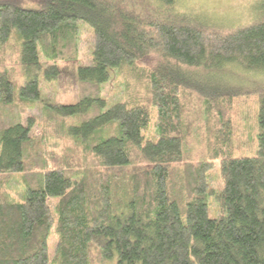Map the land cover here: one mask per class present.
I'll use <instances>...</instances> for the list:
<instances>
[{
	"label": "trees",
	"instance_id": "trees-1",
	"mask_svg": "<svg viewBox=\"0 0 264 264\" xmlns=\"http://www.w3.org/2000/svg\"><path fill=\"white\" fill-rule=\"evenodd\" d=\"M59 61L78 63L72 104L49 91ZM246 72L264 75V0L235 27L175 0H0V264H264V82ZM250 94L246 154L230 113ZM37 102L40 138L20 114Z\"/></svg>",
	"mask_w": 264,
	"mask_h": 264
},
{
	"label": "rangeland",
	"instance_id": "rangeland-1",
	"mask_svg": "<svg viewBox=\"0 0 264 264\" xmlns=\"http://www.w3.org/2000/svg\"><path fill=\"white\" fill-rule=\"evenodd\" d=\"M257 2L258 0H175V6L180 11L201 15L212 23H218L225 27H235L239 24H245L252 19L254 8L256 7ZM154 58L155 56L151 55L150 57H146V59H144L139 64L150 65L154 61ZM77 64V61H59L56 63L59 73L54 85L50 86L49 91L54 94L55 99L59 103L72 104L78 99V87L76 80ZM234 71L238 73L240 72L239 69H235ZM246 73L247 74H244L247 77L246 80L255 78L264 82L263 74H254L249 72ZM234 77L236 78V81H238V76ZM242 83L245 82L243 81ZM113 86V84L106 85L105 89L108 92L107 94H111L115 91ZM247 96L248 97L246 99L241 98L235 103L232 109L233 111L230 113V119L234 129L233 138L235 139L234 142L238 148L237 152H244V150H246V154H249L248 152H251L253 149V144H248L246 137L250 132H252L251 126L254 123L253 117H249V115H256V103L255 97L253 95L250 94ZM243 106L246 107V121L242 116ZM41 107V103L37 102L32 108H24L20 111L23 119L27 116H33L35 120H37L36 126L34 127L32 133L34 138H40L42 135L47 134L48 132L45 130V133H43L42 127H40L42 123ZM44 138L46 139L44 141L45 148L43 147V150L45 153L48 152V154L46 153L45 155L48 163H51L53 160L49 157L50 152L48 148H50L54 142L49 137L44 136ZM55 142L56 145L53 147V151L55 152V155H57L60 153V148L63 146L64 139H59ZM201 142V137L197 133H193L188 138V144L192 147L191 155L195 159L197 155L201 154V152L199 153L201 148L203 149ZM244 143L247 144L244 145ZM208 174L210 191L207 194V214L209 217H216L219 212L214 195L220 188L217 164L208 172ZM5 190L13 200L21 201L24 199V186L21 181L20 172L12 173L10 180L6 184ZM54 242L55 237L53 232H51L47 240L49 257H51L53 254Z\"/></svg>",
	"mask_w": 264,
	"mask_h": 264
}]
</instances>
